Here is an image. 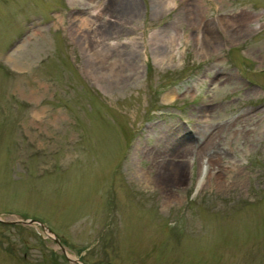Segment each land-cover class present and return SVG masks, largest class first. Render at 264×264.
I'll return each mask as SVG.
<instances>
[{"label":"rangeland","instance_id":"rangeland-1","mask_svg":"<svg viewBox=\"0 0 264 264\" xmlns=\"http://www.w3.org/2000/svg\"><path fill=\"white\" fill-rule=\"evenodd\" d=\"M0 219V264H264V0H0Z\"/></svg>","mask_w":264,"mask_h":264},{"label":"water","instance_id":"water-1","mask_svg":"<svg viewBox=\"0 0 264 264\" xmlns=\"http://www.w3.org/2000/svg\"><path fill=\"white\" fill-rule=\"evenodd\" d=\"M18 222H23V223H26V224H32L34 222H37V220L35 219H25V220H19ZM42 226L45 227L44 224L40 223ZM58 242V241H57ZM64 250V249H63ZM65 252V251H64ZM70 260H72L73 262H78L79 264H81L78 260L76 259H72V258H69Z\"/></svg>","mask_w":264,"mask_h":264},{"label":"bare ground","instance_id":"bare-ground-1","mask_svg":"<svg viewBox=\"0 0 264 264\" xmlns=\"http://www.w3.org/2000/svg\"><path fill=\"white\" fill-rule=\"evenodd\" d=\"M172 0H170V2H171Z\"/></svg>","mask_w":264,"mask_h":264}]
</instances>
